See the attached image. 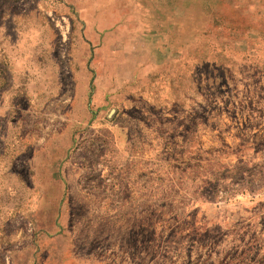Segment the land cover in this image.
I'll return each mask as SVG.
<instances>
[{
	"label": "rangeland",
	"instance_id": "rangeland-1",
	"mask_svg": "<svg viewBox=\"0 0 264 264\" xmlns=\"http://www.w3.org/2000/svg\"><path fill=\"white\" fill-rule=\"evenodd\" d=\"M0 264H264V0H0Z\"/></svg>",
	"mask_w": 264,
	"mask_h": 264
},
{
	"label": "crops",
	"instance_id": "crops-1",
	"mask_svg": "<svg viewBox=\"0 0 264 264\" xmlns=\"http://www.w3.org/2000/svg\"><path fill=\"white\" fill-rule=\"evenodd\" d=\"M81 45L88 47V43L85 44L82 42ZM99 63L100 65L98 72L95 75L96 77L93 80L86 77L84 79V84L82 82V87L86 91L90 106L96 109L103 108L105 106L106 95L115 93L118 90L120 77H122L125 72L122 71L123 62H121V60L115 61L114 71H111L105 66L106 61L104 59H100Z\"/></svg>",
	"mask_w": 264,
	"mask_h": 264
}]
</instances>
